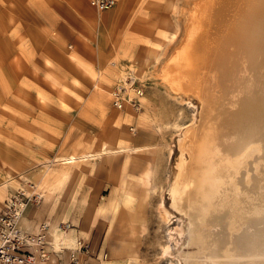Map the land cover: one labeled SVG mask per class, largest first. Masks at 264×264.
I'll list each match as a JSON object with an SVG mask.
<instances>
[{"label": "rangeland", "instance_id": "374dc122", "mask_svg": "<svg viewBox=\"0 0 264 264\" xmlns=\"http://www.w3.org/2000/svg\"><path fill=\"white\" fill-rule=\"evenodd\" d=\"M64 1L0 0V162L22 161L18 174L26 176L10 173L0 187L11 196L21 190L40 197L24 212L23 228L37 215L87 229L84 236L96 246L108 241L119 264H185L188 219L170 207L168 191L178 159L188 158L179 140L200 127L202 104L193 92L173 91L161 71L182 45L190 19L197 14L206 25L212 7L204 0H127L124 21L117 23L126 37L116 47L118 59L87 69L65 56L72 63L68 70L64 54L47 46ZM148 49L156 59L143 63ZM76 65L86 80L80 81ZM89 70L101 78V88L84 87ZM115 83L136 96L138 107L113 105ZM122 133L137 150L103 159L98 152Z\"/></svg>", "mask_w": 264, "mask_h": 264}, {"label": "bare ground", "instance_id": "6f19581e", "mask_svg": "<svg viewBox=\"0 0 264 264\" xmlns=\"http://www.w3.org/2000/svg\"><path fill=\"white\" fill-rule=\"evenodd\" d=\"M204 5L212 7L207 24L194 14L161 71L173 91L193 92L202 104L200 127L179 140L188 158L178 159L170 207L188 219L185 264H264V0ZM135 150L107 146L98 154L113 160ZM23 215L18 226L27 229Z\"/></svg>", "mask_w": 264, "mask_h": 264}, {"label": "crops", "instance_id": "0c3cea01", "mask_svg": "<svg viewBox=\"0 0 264 264\" xmlns=\"http://www.w3.org/2000/svg\"><path fill=\"white\" fill-rule=\"evenodd\" d=\"M115 2V7L113 9L96 13L93 12V9H91L87 0H65L62 3L64 13L55 15L57 16L56 23H54L50 27L51 30H49V33L53 34L55 37L50 40L49 45L47 44V46H50L48 52H54L52 48L55 47L62 54H64L62 59L68 70L73 69L71 66L72 63L65 56H68L69 58L71 57L72 59L76 58L79 63L86 65L87 69H102L104 68V65L109 63V61L114 59L117 60L119 54H116V47L118 44L122 45L125 43L123 39L126 38L123 34L120 35L122 30L118 28L120 26L117 25V23L119 24L120 22L124 21V14H122V10L127 5V0H115ZM52 21H54V15L52 16ZM118 31L119 34H117ZM117 39H119V41ZM66 47H69V49ZM149 51L153 50L148 49L143 63H148L149 61L156 59L155 56L154 58H151L148 55ZM131 59L133 58L130 57V60ZM138 61L136 60V62ZM76 66L77 68L74 67L76 73L81 74L80 81L86 80L88 76L83 79L80 67L78 65ZM89 71L88 73L91 76V79L89 78L90 83L85 82L84 87L89 85L96 88H99L100 86L101 88L104 85L101 78L98 77V79H95L96 74L91 72V70ZM78 83L80 84L79 81ZM115 84H113L110 89L113 90L114 87L119 85L117 83ZM126 107L129 106L126 105L125 109ZM49 125H51L50 122L47 126ZM129 143L130 140L123 142L120 140V138H118L117 140H112L111 143L105 144L104 146H123L126 148L135 149L132 148ZM21 164H23L22 161H6V164L0 162V181L7 180L8 177L12 178L13 174L20 176L18 174L19 170L20 172L23 171V168H19ZM10 173H13L11 174V177L8 176ZM25 177L26 176H23L21 178L26 179ZM15 188L16 187H14V189ZM10 193L11 192L9 189L0 187V212L2 211L7 200H9L11 197ZM23 219L24 218H22V221ZM41 219V217L33 215L31 220L26 221V223L23 225L28 229L23 230L34 233L37 230L40 222H51L49 225L52 227V229L61 224V222H58L54 225L55 222L53 221H44ZM89 225L90 222L88 227H90ZM71 227L72 229L68 230V232L64 234L65 238H62L64 245L70 247L75 239H82L89 243L90 254L85 257L88 264H119L121 259H117L115 250L110 244L107 243L108 241H104L100 244V246H96L95 243L93 244V242H91V235L84 236L87 229L83 231L81 228L78 229L72 225ZM66 237H71V240L73 241L66 239ZM103 253H106L108 256L106 260L102 259L104 256ZM64 258L66 259V252L64 253Z\"/></svg>", "mask_w": 264, "mask_h": 264}, {"label": "built area", "instance_id": "2783aa9c", "mask_svg": "<svg viewBox=\"0 0 264 264\" xmlns=\"http://www.w3.org/2000/svg\"><path fill=\"white\" fill-rule=\"evenodd\" d=\"M87 2L97 12L111 10L116 3L115 0ZM133 91L138 95L137 90ZM135 97H129L123 83L112 90L113 105L118 109L123 108L125 103L138 107ZM34 199L40 198L37 195L30 197L21 190L17 191L7 200L0 212V264H88L85 257L90 254L89 243L75 239L68 247L64 245L62 238H57L54 234L55 230L66 234L72 228L70 224L61 223L51 229L49 223H42L34 233L18 226L26 207L35 201Z\"/></svg>", "mask_w": 264, "mask_h": 264}]
</instances>
